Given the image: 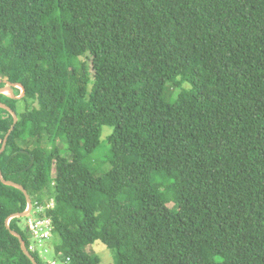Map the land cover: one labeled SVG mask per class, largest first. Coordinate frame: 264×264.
<instances>
[{"label": "trees", "instance_id": "16d2710c", "mask_svg": "<svg viewBox=\"0 0 264 264\" xmlns=\"http://www.w3.org/2000/svg\"><path fill=\"white\" fill-rule=\"evenodd\" d=\"M0 80L1 177L60 262L264 264V0H0ZM26 207L0 180V264H33Z\"/></svg>", "mask_w": 264, "mask_h": 264}, {"label": "rangeland", "instance_id": "374dc122", "mask_svg": "<svg viewBox=\"0 0 264 264\" xmlns=\"http://www.w3.org/2000/svg\"><path fill=\"white\" fill-rule=\"evenodd\" d=\"M2 93H6L7 95H12L11 91H10V88H8L7 90H5L4 92ZM17 108L20 106L19 104L16 105ZM157 106L159 108V110L161 112H164L167 110V106H165L163 103H157ZM20 110H22V108H20ZM67 126V129H70V128H77L79 127V123L78 121L76 120H70L67 122L66 124ZM109 131V129L107 128H103V131L106 132V131ZM103 132V136H102V141H104V134ZM0 142H1V136H0ZM13 147L15 146L14 143H12ZM105 153H107V149L101 147L97 152H96V155L97 156H104ZM52 164L50 165V174H51V177L53 178V173H52ZM168 206L171 207V204L168 203ZM26 219L27 217H20L17 219V226L19 228V230L22 232V234L26 237V240L28 241V243H33V239H29L28 238V235H27V229H26ZM45 248L47 249V252H43L42 251V248ZM53 248V243H50V244H47L45 243V245H43L42 247H38V254L40 255L41 258L45 259V261L49 262L50 264H52V262L54 264H65V263H62L60 262L56 255L54 254V251L52 250ZM86 252L92 256V257H97L99 259V264H113V253L108 250L103 244L101 243H95L91 246H88L86 248Z\"/></svg>", "mask_w": 264, "mask_h": 264}, {"label": "built area", "instance_id": "2783aa9c", "mask_svg": "<svg viewBox=\"0 0 264 264\" xmlns=\"http://www.w3.org/2000/svg\"><path fill=\"white\" fill-rule=\"evenodd\" d=\"M53 207L54 203L52 201H49L45 206L38 205L37 203L35 204V206L31 204V208L28 212V215L26 216V229L28 238L33 239V243L28 244V251L37 253L38 257L42 261H45V259L40 257L37 248L42 247L43 245H45V243H52L53 224L51 218L46 215V212L53 209ZM24 247H26L25 244ZM42 251L45 253L47 252V249L43 247ZM45 262L50 264L47 261ZM52 264L54 263L52 262Z\"/></svg>", "mask_w": 264, "mask_h": 264}, {"label": "water", "instance_id": "95a60500", "mask_svg": "<svg viewBox=\"0 0 264 264\" xmlns=\"http://www.w3.org/2000/svg\"><path fill=\"white\" fill-rule=\"evenodd\" d=\"M0 82L5 83V86L2 87V88H0V93L4 92L5 90H7L8 88L11 87V84H10L9 82H7L6 80H0ZM17 98H19V97H17ZM0 107L3 108V109H5L8 113H10L11 116H12V118H13V125H12L11 129L5 134V136H4V138H3L2 145H1V148H0V154H1V153L4 151V149H5V146H6V144H7L8 137H9V135H10V132L13 130V127H14V125H15L16 122H17V116H16V114H15V113H14L9 107H7L6 105L0 103ZM0 180H1V182L4 183L5 185L12 186V187H15V188L19 189V190L24 194L25 199H26V203H27V208H26V210H25L23 213L14 214V215L10 216V217L7 219V221H6V225H8L10 219H13V218H20V217H26V216L28 215V212H29V210H30V208H31V204H32V203H31L30 197L28 196L27 192H26L21 186H19V185L15 184V183H13V182H10V181H5V180H3L2 177H1V172H0ZM12 234H13L15 237H17V239L19 240L20 247H21L22 251L24 252V254H25V255H26V256L32 261L33 264H36L34 257H33V256H32V255H31V254L25 249V247H24V242H23V239L21 238V236L18 235V234H16V233H14V232H12Z\"/></svg>", "mask_w": 264, "mask_h": 264}]
</instances>
